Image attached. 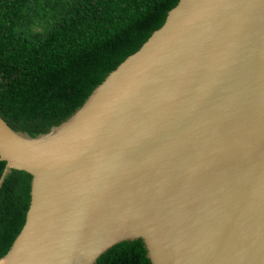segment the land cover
<instances>
[{"label":"water","instance_id":"1","mask_svg":"<svg viewBox=\"0 0 264 264\" xmlns=\"http://www.w3.org/2000/svg\"><path fill=\"white\" fill-rule=\"evenodd\" d=\"M0 188L32 176L0 264H95L141 239L151 264H264V0H179L66 121L0 115Z\"/></svg>","mask_w":264,"mask_h":264},{"label":"trees","instance_id":"2","mask_svg":"<svg viewBox=\"0 0 264 264\" xmlns=\"http://www.w3.org/2000/svg\"><path fill=\"white\" fill-rule=\"evenodd\" d=\"M179 0H0V115L14 130L48 132L75 113L110 72L165 22ZM6 162L0 161V177ZM32 176L0 188V258L25 223ZM95 264H151L141 239Z\"/></svg>","mask_w":264,"mask_h":264}]
</instances>
